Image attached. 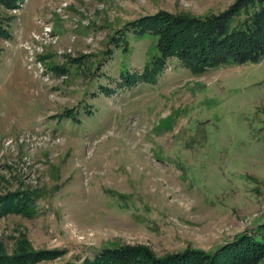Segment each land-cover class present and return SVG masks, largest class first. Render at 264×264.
<instances>
[{
	"label": "rangeland",
	"instance_id": "rangeland-1",
	"mask_svg": "<svg viewBox=\"0 0 264 264\" xmlns=\"http://www.w3.org/2000/svg\"><path fill=\"white\" fill-rule=\"evenodd\" d=\"M232 2L0 0L1 252L212 250L264 219V55L198 74L167 57L144 76L155 37L123 27Z\"/></svg>",
	"mask_w": 264,
	"mask_h": 264
},
{
	"label": "trees",
	"instance_id": "trees-1",
	"mask_svg": "<svg viewBox=\"0 0 264 264\" xmlns=\"http://www.w3.org/2000/svg\"><path fill=\"white\" fill-rule=\"evenodd\" d=\"M15 1L3 0L10 5ZM249 6H253L250 11ZM123 27L139 35L149 32L155 37L158 50L155 65L144 67V76L155 75L167 57L177 58L184 67L198 74L210 67L264 55V0H234L221 11L203 15L173 14L158 9L129 19ZM117 31L123 34L122 27ZM0 33L7 34L6 29L0 27ZM7 197L0 196V206L11 210L13 207L7 204ZM58 252L59 249L32 250L25 241L19 240L11 255L0 251V264L33 263L40 258L54 257ZM263 254L264 219L212 250L186 246L155 254L142 243L116 244L101 246L92 258H83L77 264H246Z\"/></svg>",
	"mask_w": 264,
	"mask_h": 264
},
{
	"label": "built area",
	"instance_id": "built-area-1",
	"mask_svg": "<svg viewBox=\"0 0 264 264\" xmlns=\"http://www.w3.org/2000/svg\"><path fill=\"white\" fill-rule=\"evenodd\" d=\"M59 2H60L61 5H66L68 0H59Z\"/></svg>",
	"mask_w": 264,
	"mask_h": 264
}]
</instances>
